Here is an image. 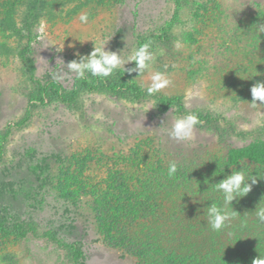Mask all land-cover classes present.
Returning <instances> with one entry per match:
<instances>
[{
	"label": "rangeland",
	"instance_id": "rangeland-1",
	"mask_svg": "<svg viewBox=\"0 0 264 264\" xmlns=\"http://www.w3.org/2000/svg\"><path fill=\"white\" fill-rule=\"evenodd\" d=\"M30 1L0 0V141L11 129L0 158V220L7 229L21 222L37 232L22 240L0 234V264H71L65 247L42 237L47 231L80 248L83 264H143L118 230H132L140 239L145 231H173L181 239L184 264H192L190 254L197 264H216L215 258L242 264L262 255L264 224L257 222L247 196L233 202L237 214L221 233L210 230L203 209L222 199L214 187L221 176L241 167L228 165L229 151L264 142V108L249 104L251 87L264 81V33L257 37L253 31L264 24V0H188L168 41L151 45L153 71L172 80L156 94L179 97L185 114L218 122L215 129L197 126L190 142L166 134L174 118L183 116L178 108L160 114L151 99L97 91L80 92L70 105L48 98L40 104L39 89L19 55L29 46L33 79L70 91L74 74L59 82L55 76L68 72L66 65L78 59L76 53L86 55L103 43L105 50L131 54L139 39L157 34L167 23L172 0H45L26 33L23 17ZM82 13L89 14L87 24L79 20ZM256 72L260 75L253 76ZM137 76L133 80L147 90L150 73ZM26 110L29 121L15 128ZM170 160L178 163L175 179L187 194L183 189L163 193L155 197L157 212L148 215L150 208L138 205L132 219L125 217L120 202L109 204L114 211L104 204L97 207L98 188L142 199L143 188L152 190L149 179H169ZM241 164L253 175L261 170ZM263 183L264 176L250 193L264 188Z\"/></svg>",
	"mask_w": 264,
	"mask_h": 264
},
{
	"label": "trees",
	"instance_id": "trees-1",
	"mask_svg": "<svg viewBox=\"0 0 264 264\" xmlns=\"http://www.w3.org/2000/svg\"><path fill=\"white\" fill-rule=\"evenodd\" d=\"M187 1L188 0H172L173 11L170 19L162 28H160V31L157 34L149 35L139 39V41L137 42L138 47L144 43L149 42L151 43V45L167 42L171 31L179 22L182 7ZM45 3V0H31L27 4L26 12L23 17V27L26 33H30L31 26L38 19L40 15L39 13L44 8ZM19 55L21 58H24L27 62L29 77L39 89L37 99L40 104H43L48 98L49 100H54L64 105H70L76 101L80 92L104 91L112 95L125 96L135 101L144 99L154 100L157 103V112L160 114L166 113L172 107H177L179 113H181L182 115H185V113H187L185 112L182 105V100L179 97L167 98L161 97L157 94L149 96L147 94V90L142 89L133 80L134 73L129 75L127 72L120 71L114 77L104 80L91 77L90 75V78L84 80L77 79L76 81H74L72 89L70 91L64 90L63 87L56 82L52 83L51 86L41 85L39 81L33 79V73L35 71V68L33 60L31 58V51L29 46H25L24 48H22V50L19 52ZM129 67H134V64L130 65ZM30 101L34 102L36 100L35 98H31ZM196 114H198L200 120L203 121L201 125H198L200 128H218V126H216L218 122L215 119H212V117L202 116L199 113ZM30 117V110H26L23 118L19 122H17L14 127H23L29 121ZM10 132L11 129L7 128L4 134L2 135L0 141V158L4 152V145L8 136L10 135ZM227 162L229 166H237L241 163H250L258 166L261 169V173L256 172V175L259 174L260 177L257 175V179L262 182V178L264 176L263 175L261 177L262 173L264 174V142L259 141L247 147L229 151L227 155ZM159 175L161 174H158V176ZM223 178H225V176H221V180ZM219 181L220 180H218V182ZM148 182L149 188H151L152 190L148 188H143V192H141V194H143V198H140V200L137 199L135 194L129 195L127 193L129 195V198L126 199L124 198V195L126 196V193H123V191L120 192L121 194L118 193L119 195H117L114 194L113 191H111L112 188H108L105 191H102L100 190V188H98V191H96V194H98L99 192V203L97 207L100 208L101 204H104V208L108 206L107 211H114V209L110 208L109 206H111L113 202H120L122 204L121 206H123V208H125L126 210H124V214L125 212H128L126 213L125 217L127 216L132 219L134 218V209H140L142 206L145 208L146 211H148V208H150L149 210L151 212L148 211V215L149 213L151 214L157 212L159 209V204L157 203L155 197L162 195L163 193L167 195H173L177 193L179 189H183L184 193L189 192L188 190H186L187 188L181 186V181L175 179V177L172 179H168L166 182L159 179L156 181L154 179H149ZM216 197L219 198V196ZM247 198L251 202L249 207H256L261 200L262 202L264 201V188L256 191L255 193L248 194ZM138 205H140L141 207H136ZM121 208L122 207H118L119 210ZM118 209H116L115 211L118 212ZM245 209L250 210L251 208ZM121 211L122 210H120V212ZM119 225L120 223L116 224L117 228ZM172 229H174V226ZM153 231L156 232V234H154ZM36 232L37 229L33 225L24 224L21 222H16L11 226L10 229H7L3 221L0 220V234L7 235L9 237H15L22 240L31 236L35 237ZM118 232H120L121 241L123 240L127 246H131L133 249L138 250L137 253L141 257V261L143 264L185 263V260L181 257L183 255L182 253L184 252L183 248H181V239L179 237H175L174 232L171 230H163L160 233H157V231L155 230L145 231L146 233H142L144 235H142V239H140L139 237L134 238L136 234H132V230H127L124 232L118 230ZM161 234L164 235L160 236ZM42 237L44 239L54 241L57 246L65 247L68 250L70 257L69 261L71 264H83V252L75 244H63L58 239H56L50 231L45 232ZM138 241L140 242V250L137 248L139 247ZM195 256V254L189 255L188 258L191 261L190 263H198ZM260 256H264V252ZM256 258H259V255L253 257L251 262L246 260L245 262L243 261L242 264H253V260ZM212 261H215L216 264H224L219 258H215L214 260L212 259Z\"/></svg>",
	"mask_w": 264,
	"mask_h": 264
},
{
	"label": "clouds",
	"instance_id": "clouds-1",
	"mask_svg": "<svg viewBox=\"0 0 264 264\" xmlns=\"http://www.w3.org/2000/svg\"><path fill=\"white\" fill-rule=\"evenodd\" d=\"M79 20L82 24H87L89 22V14L82 13L79 16ZM253 31L255 36L258 37L260 33H264V24L254 26ZM105 45L102 43L94 46L93 50L86 55L76 53L78 59H74L66 65L68 72L55 76V79L58 82L65 79L70 80L73 78L72 74H74L75 79L84 80L90 74L91 77L104 80L114 77L120 71L127 72L129 75L137 73V77L147 72L150 73L151 80V83L147 86V94L149 96L155 95L172 84L168 74L161 71H153L155 53L150 42L135 48L127 56L123 55V50H105ZM69 46L72 47V45ZM56 50L59 51L58 48ZM130 63H134V67L126 68V65ZM257 75L260 74L256 72L253 76ZM250 92L252 97L249 103L250 106L253 108H264V81L254 83ZM258 101L260 102L259 104L257 103ZM261 115H264V113H261ZM202 123L203 121L200 120L198 114L188 113L175 117L171 128L165 131L173 140L190 142L195 138L197 126ZM240 165L239 170L236 167L232 168L231 174L214 184L215 191L221 194L222 199L217 202H210L203 209L207 218V225L213 232L221 233L229 227L237 214L232 209L233 202H239L240 199L246 197L251 192L253 185L257 183V175L259 176V174L253 175L243 164ZM178 171V163L175 160H170L167 167V177L169 179L174 178ZM252 213H254L257 222L264 224V202L262 200ZM253 264H264V256L254 259Z\"/></svg>",
	"mask_w": 264,
	"mask_h": 264
}]
</instances>
